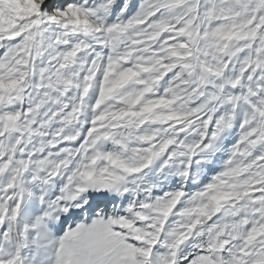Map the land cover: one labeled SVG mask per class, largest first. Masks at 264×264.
<instances>
[{"label": "snow or ice", "instance_id": "1", "mask_svg": "<svg viewBox=\"0 0 264 264\" xmlns=\"http://www.w3.org/2000/svg\"><path fill=\"white\" fill-rule=\"evenodd\" d=\"M0 264H264V0H0Z\"/></svg>", "mask_w": 264, "mask_h": 264}]
</instances>
